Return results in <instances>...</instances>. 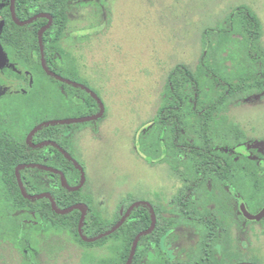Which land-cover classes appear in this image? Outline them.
<instances>
[{
  "label": "rangeland",
  "instance_id": "374dc122",
  "mask_svg": "<svg viewBox=\"0 0 264 264\" xmlns=\"http://www.w3.org/2000/svg\"><path fill=\"white\" fill-rule=\"evenodd\" d=\"M237 7L247 8L256 19L254 44L264 56V0H72L67 22L49 46L59 57L57 65L72 69L73 79L83 81L104 107L102 117L73 128L71 153L83 170L79 191L87 211L101 223H113L125 203L143 202L159 209L162 226L168 229L154 255L149 253L141 264H264V217L248 220L240 212L244 204L256 214L243 201L250 187L230 171L228 180L235 190L210 174L196 181L199 162L191 152L192 147L242 148L251 160L264 159V87L255 83L262 66L245 53L239 23L232 35L212 36L210 55L212 70L239 84L238 91L218 105L221 86L199 67L203 32L224 27ZM6 26L2 41L10 61L29 55L34 44L23 41L17 52L8 43L10 36L23 30L11 23ZM25 32L23 40L34 38L31 31ZM227 57L239 66L233 79L228 78ZM179 64L195 76L197 109L217 105L203 126L200 114L193 116L195 107L187 99L191 90L185 85L184 105L178 111L181 130L174 141L171 127L160 122L159 111L165 103L167 78ZM39 76L40 87H52ZM59 93L63 103L56 102V116L64 118L66 110L58 103L65 108V94ZM86 114L87 109L74 102L68 115L82 119ZM34 182L41 183V176ZM10 197L0 187V211L7 215H11ZM179 200L185 201L191 217H221L207 261L202 250L205 230L189 223ZM35 230L22 225L26 243L0 238V264H127L129 259L113 240L89 247L64 229L30 234Z\"/></svg>",
  "mask_w": 264,
  "mask_h": 264
},
{
  "label": "trees",
  "instance_id": "16d2710c",
  "mask_svg": "<svg viewBox=\"0 0 264 264\" xmlns=\"http://www.w3.org/2000/svg\"><path fill=\"white\" fill-rule=\"evenodd\" d=\"M24 0H14L13 8L10 9L9 0L0 1V16L7 19L10 18L11 11L15 15L16 19L22 21L23 19L34 16L40 12H48L53 17V25L50 29L46 30L43 33V41L45 42L44 53L45 59L49 60V55L54 54L53 50H50L47 45L49 35L53 33L56 34V38L63 28L64 24L67 22V10L71 5L72 0H39V4L34 3L31 7L24 9L25 12L29 13L27 16H22V4ZM34 8V11H33ZM8 22V21H7ZM10 22V21H9ZM46 23L45 19H38L29 27L33 30L31 32L36 35L37 30L40 26ZM239 23L242 27V33L244 37L241 39L242 46L245 50L247 56L254 61H257L262 66V72L260 74V79L256 80L257 87H264V56L257 52V48L254 44L255 42V32L257 27V21L253 15L250 14L249 10L245 7L235 8L225 21V25L219 29H206L202 35V55L199 60V67L202 71L209 74L221 87L222 93L219 95L217 104L219 105L224 98L231 92H237L240 88V85H233L228 82V79H221L220 75L212 70L210 67V55L211 51V38L212 36H225L232 35L235 30V24ZM17 29H22L21 27L13 24ZM5 30L2 31V36L0 40H3V35ZM21 31L15 32L12 36L8 38V43L13 47L14 50L19 52L23 45V37L20 33ZM3 42V41H1ZM37 55L38 48L36 47ZM224 61L230 62L228 78L233 79V74L238 73L239 66L233 60L224 58ZM241 71V70H240ZM245 80L242 81L243 85ZM185 85H189L191 94L187 99H190V104L194 108L193 116L196 112L200 114V122L204 126L206 121L209 119L210 112L216 107L217 104H209L205 108L197 109L198 98H197V84L195 81V76L183 65H177L170 72L166 86H165V99L164 105L159 111L160 122L171 127L173 140L176 141L179 137L181 130V120L178 115V111L183 107V94L182 91ZM185 91V90H184ZM79 98L81 94H84L83 91L79 90ZM188 95V93H187ZM75 97V95H73ZM80 102V101H79ZM87 114L86 117L94 116L99 112V105L97 101L88 94L87 101ZM76 126V125H74ZM202 126V127H203ZM191 152L198 159L197 165V180H203L206 175L210 174L216 176L218 180L222 183L224 187L233 188L235 187L228 180V172H233L237 176L241 177L242 180L250 187L251 193L247 198H243V201L251 205L255 209V213H258L264 207V159L261 160H251L247 156L246 152L242 151V148L239 149H212L207 147H192ZM68 180V184L71 187H76L80 184L81 181V172L73 164L72 172L70 175H65ZM28 195H37L40 193H49L54 199L55 205L58 209L64 210L71 206L77 204H85L81 192L68 191L61 182V177L57 175L56 186L53 190L48 191H39V190H26ZM10 193H16V196L21 198L22 204L20 210L25 211L26 213L34 216H40L44 219V224H47L45 231L50 232L51 229H64L67 233L75 234L77 241L80 244L86 246H97L106 242L107 240H113L115 243L122 245V250L125 251V257L130 255L133 242L135 238L142 232L148 230L152 225V214L148 207L140 205L135 207L129 215L126 217L122 225L113 233L108 235L105 238L97 240L95 242L87 243L83 242L79 236V231L87 239H93L101 234L109 231L113 228L121 218L124 216L125 212L132 205V202L125 203L118 213L117 219L112 223H101L99 217L91 214V211L88 210L82 224L79 227V222L81 218V212L77 209L71 210L67 214H57L49 200L47 198H39L35 200H27L18 194V191H11ZM19 201V199H17ZM87 202V201H86ZM87 204V203H86ZM88 205V204H87ZM179 209L187 217H190L189 211L185 201L179 200ZM154 212L157 216V222L154 229L145 235H142L136 245V251L132 258L131 264H141L142 259H147L149 253L153 249L159 246L161 239L167 234L168 229L166 226H162L160 211L154 207ZM196 219V218H195ZM202 220V219H197ZM52 225L51 227L49 226ZM209 224V223H208ZM208 232L214 233L216 226L212 225L208 227ZM211 236V235H209ZM211 238V237H208ZM206 239V238H205ZM207 240V239H206ZM100 246V245H99ZM205 252L204 260L207 261V258L210 256V248L203 247ZM120 248H118L119 250ZM154 255V253H153Z\"/></svg>",
  "mask_w": 264,
  "mask_h": 264
},
{
  "label": "flooded vegetation",
  "instance_id": "af4514ba",
  "mask_svg": "<svg viewBox=\"0 0 264 264\" xmlns=\"http://www.w3.org/2000/svg\"><path fill=\"white\" fill-rule=\"evenodd\" d=\"M38 2L39 0H24L21 10L22 16H27L29 14L25 12L24 9L31 7L34 3L39 4ZM13 3L14 0H9L10 9L13 8ZM41 15H46L49 18ZM0 18H2L4 21V26L0 32V36H2V31H6V25H9L10 23L12 25L15 24L21 27L24 32L22 31L20 33L24 36L28 34L25 31L33 30L31 27H29V25L33 24L35 20L40 18L46 20V23L38 28L37 34L33 39L27 37L23 40L24 43L29 46L34 44L31 46V53H29V55L26 54L20 57L16 56L15 60L10 61L9 57H7L9 54V49L7 48L8 54H6L3 46L4 44L1 42L2 40H0L7 58L6 65L9 64L8 67L5 65L4 67L0 68V187L5 190L7 189L9 192L16 190L19 192L18 194L24 197L22 191L27 193L26 190H53L56 186L57 175L61 177V182V175H63L66 183L68 184V180L65 175L71 174L72 166L74 164L71 153V142L73 138V128L74 125L77 124L72 122L73 119L69 117L68 114L72 109L74 102L75 105H80L81 109H86L89 93L87 91L86 84L83 81L73 79L71 76L72 69L69 70L68 66L60 67L57 65L56 60L59 59V57L55 52L53 55H49L48 61L45 59V42L43 41L42 36L43 33L50 29L53 25L54 21L50 13L44 11L37 13L34 16H29L20 21L24 23L22 25L16 23V20H19L16 19L12 11L10 18L7 19L8 22L5 18L1 16ZM42 29L44 30L41 35V42L43 45L44 64L47 70H45L42 65L40 49L39 32ZM55 39L56 34L53 31V33L49 35L47 41L48 48ZM36 47L38 48V55L36 52ZM34 63H37L36 65L38 69H41V74L45 79L49 80L48 82L50 84H52V87L49 89L39 86V80L41 78L39 75L41 74H38L40 71L34 70ZM52 74L67 80L69 83L57 79ZM57 84L61 86L58 88ZM79 90L84 92V94H81L80 98L78 96ZM59 91L65 94V108H62L64 104L62 105L58 103L61 109L66 110L67 114L64 118H58L56 116V102H62V100H58L57 98ZM73 95H75V97H73ZM46 108H48L47 111ZM40 112L43 113L41 114ZM39 120L42 121L39 122ZM40 176L42 182H34V180L39 179ZM10 194L12 207L9 210V214L11 215H7L0 211V238L13 240L15 242L23 241V243H26V238L24 237L25 232L21 231L23 224L29 228L37 229L34 232H28L32 235L37 236L39 233L45 235L50 234V232L44 230L47 227V224H44V219L37 215L33 217L25 211L20 210L23 208L21 206V198L18 196L17 199H19V201H17L16 197H13L16 194ZM26 199L30 200L28 198ZM144 206L148 207L147 205ZM241 216L243 215L241 214ZM186 218L189 219V223L204 228L205 238L207 240L205 239V241L202 242V246L209 247L211 251L212 247L210 246L209 242L211 238L215 236V232H208L207 229L212 225L216 226L217 229L218 218L221 217L207 215L199 217L186 216ZM199 218L202 220H197ZM49 226L51 227L52 225L49 224ZM105 237L106 236L102 238ZM202 250L204 249L202 248ZM150 253H152V250ZM203 255L204 254H202V256Z\"/></svg>",
  "mask_w": 264,
  "mask_h": 264
},
{
  "label": "water",
  "instance_id": "95a60500",
  "mask_svg": "<svg viewBox=\"0 0 264 264\" xmlns=\"http://www.w3.org/2000/svg\"><path fill=\"white\" fill-rule=\"evenodd\" d=\"M41 16H46V15H41ZM46 17H48V16H46ZM48 18H49V17H48ZM15 20H16V19H15ZM32 20H33V19H32ZM32 20H31V21H32ZM16 23H18L19 25L24 24L23 22H20V21H17V20H16ZM3 26H4V21H3L2 18H0V32H1V30L3 29ZM43 30H44V29H42V30L39 32V38H40V49H41V56H42V65H43L44 69L47 70L46 67H45V64H44V58H43V56H44V54H43V45H42V42H41V35H42ZM6 63H7L6 54H5L4 50H3V47H2L1 42H0V68L4 67V66L6 65ZM52 75L55 76V77H56L57 79H59V80H62V81L68 82L67 80L62 79V78H60V77H58V76H56V75H54V74H52ZM68 83H69V82H68ZM74 85H76V84H74ZM76 86H77V85H76ZM87 91H88V93H89V94H90V95H91V96L97 101V103H98V105H99V112H98L96 115H94V116L84 117V118H82V119H73V120H72L73 123H81V122L93 121V120H96V119H99L100 117H102V115H103V113H104V107H103V104L101 103V101L99 100V98L96 97V95H94L89 89H87ZM73 162H74L75 166H77V168H78L79 171L81 172V183H80L78 186H76V187H70V186L66 183V181H65V179H64V176L61 175V176H62V182H63L64 187H66V188L68 189V191H72V192H73V191H77V190H79V189L81 188L83 182H84V174H83V170H82V168L80 167V165H78V163H76L75 161H73ZM22 193H23L24 197H26V198H28V199H30V200H34V199H36V198H48V199L50 200V202H51V205H52L53 210H54L57 214H61V215H63V214H66V213H68V212H70L71 210H74V209L79 210V211L81 212V218H80V222H79V227H80V225L82 224V220L84 219V216H85L86 213H87V208H86V206H85L84 204H77V205L71 206V207H69V208H67V209L60 210V209H58V208L55 206V203H54L53 198H52L49 194H47V193H43V194L36 195V196H30V195H28V194H27L26 192H24V191H22ZM140 204H141V205H147V206L149 207L150 212H151V214H152V225H151V227H150L148 230H146V231L140 233V234L135 238V240H134V242H133V245H132L131 253H130V255H129V259H128V262H127V264H131L132 258H133V256H134L135 251H136V245H137V242H138L139 238H140L142 235H145V234L150 233V232L154 229V227H155L156 216H155V213H154L153 208H152L150 205H148V204H146V203H143V202L135 203V204H133V205L127 210V212L125 213V215L123 216V218H122V219L118 222V224H116L111 230H109V231H107L106 233H104V234H102V235H100V236H98V237H96V238H93V239H87V238H85V237L81 234V231H79L80 236H81V239H82L84 242H90V243H91V242H94V241H96V240H98V239L104 237V236H107V235L113 233L114 231H116V230L122 225V223L124 222V220L126 219V217L129 215V213H130L135 207L139 206ZM240 212H241V214H242L246 219H248V220H260L261 218L264 217V207H263L258 213H256V214L253 215V214H250V213L247 211V209H246V207H245L244 204H241V205H240Z\"/></svg>",
  "mask_w": 264,
  "mask_h": 264
}]
</instances>
